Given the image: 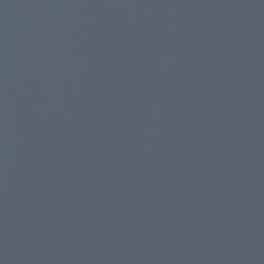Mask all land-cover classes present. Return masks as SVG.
Returning a JSON list of instances; mask_svg holds the SVG:
<instances>
[{
    "label": "water",
    "instance_id": "1",
    "mask_svg": "<svg viewBox=\"0 0 264 264\" xmlns=\"http://www.w3.org/2000/svg\"><path fill=\"white\" fill-rule=\"evenodd\" d=\"M0 264H264V0H0Z\"/></svg>",
    "mask_w": 264,
    "mask_h": 264
}]
</instances>
